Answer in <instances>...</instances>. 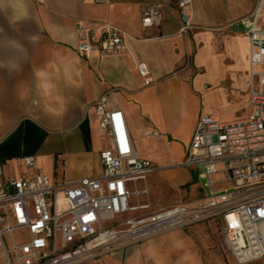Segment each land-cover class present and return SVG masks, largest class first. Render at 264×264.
<instances>
[{
  "label": "crops",
  "instance_id": "crops-1",
  "mask_svg": "<svg viewBox=\"0 0 264 264\" xmlns=\"http://www.w3.org/2000/svg\"><path fill=\"white\" fill-rule=\"evenodd\" d=\"M177 1L0 0L1 180L31 174L23 160L28 155L52 182L101 176L100 152L110 142L95 103L108 96L107 108L123 112L138 155L157 168L146 179L148 198L139 202L159 209L207 196L198 169L180 163L198 118L218 115L213 94L225 95V83L250 109V42L241 20L252 18L258 0H191L185 31ZM154 4L163 5L162 21L143 28L142 14ZM79 21L94 38L102 25L117 28L125 50L81 56ZM140 63L150 70L149 85ZM212 221L121 242L80 264H222L213 253ZM245 264H264V258Z\"/></svg>",
  "mask_w": 264,
  "mask_h": 264
},
{
  "label": "built area",
  "instance_id": "built-area-1",
  "mask_svg": "<svg viewBox=\"0 0 264 264\" xmlns=\"http://www.w3.org/2000/svg\"><path fill=\"white\" fill-rule=\"evenodd\" d=\"M177 3L185 31L191 0ZM162 10V4L148 7L142 27L158 26ZM241 22L250 42V114L232 121L201 115L180 163L201 169L207 196L156 210L149 209L148 201L140 203L141 197L149 196L146 179L157 168L138 155L123 112L108 109V96H102L95 111L110 146L100 152L101 176L52 182L37 168L36 157L28 155L23 160L31 174L0 179V264H80L112 252L121 242L211 219L218 222L224 249L237 264L264 258V0H258L251 19ZM100 30L94 38L91 27L77 22L81 39L76 50L81 56L125 50L121 31L107 24ZM137 69L151 84L148 67L140 63ZM221 182H228V187ZM138 210L146 211L127 216Z\"/></svg>",
  "mask_w": 264,
  "mask_h": 264
},
{
  "label": "rangeland",
  "instance_id": "rangeland-1",
  "mask_svg": "<svg viewBox=\"0 0 264 264\" xmlns=\"http://www.w3.org/2000/svg\"><path fill=\"white\" fill-rule=\"evenodd\" d=\"M225 95H222L220 91L214 92L213 94V107L217 111L219 118L221 121H232L236 119L246 118L250 114V109L244 108L242 103V98L234 88L228 89L229 84L225 83ZM227 89V90H226ZM176 167H172L171 169H175ZM201 172V169H198V173ZM197 173V174H198ZM216 180H219V177H216ZM200 181V179H199ZM143 184V182H142ZM223 188L228 187V182H221ZM202 194L208 193V189L201 190ZM155 198L152 196V199ZM153 201H155L153 199ZM168 199H163V203H167ZM148 202H150L148 200ZM150 210H156L159 206H156L151 202ZM210 234L213 239V253L222 258L224 263L229 264L228 262V254L224 249L223 239L221 235V229L216 220H213L211 226L209 227ZM18 235V234H17ZM25 237V235H23ZM18 237V236H17ZM8 241V237L5 238Z\"/></svg>",
  "mask_w": 264,
  "mask_h": 264
}]
</instances>
